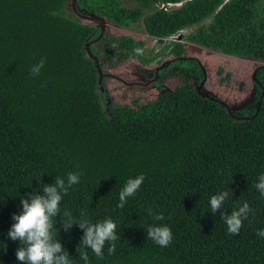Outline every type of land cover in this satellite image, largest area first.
I'll return each mask as SVG.
<instances>
[{
	"label": "trees",
	"instance_id": "trees-1",
	"mask_svg": "<svg viewBox=\"0 0 264 264\" xmlns=\"http://www.w3.org/2000/svg\"><path fill=\"white\" fill-rule=\"evenodd\" d=\"M70 1L0 0V244L7 245L0 264H21L19 241L7 235L20 198L42 195V185L70 172L82 173L80 183L63 197L54 227L74 264H84L76 251L84 230L61 228L66 209L117 224L115 253L107 244L102 259L88 250L89 264H264V237L256 235L264 229V197L254 187L264 173V0H75L74 8ZM135 22L157 39L196 24L186 41L260 61L251 93L232 105L198 89L208 73L179 39L163 49L181 71L168 72L161 60L148 73L156 81L173 73L179 84L158 87L146 101L106 105L85 43L99 68L132 58L148 64L158 53L137 55L143 40L117 31ZM140 174V189L117 208L125 182ZM227 189L232 194L213 213L210 197ZM245 201L254 214L230 234L221 212ZM149 209L164 219L155 221ZM154 224L171 229L167 246L147 238Z\"/></svg>",
	"mask_w": 264,
	"mask_h": 264
},
{
	"label": "clouds",
	"instance_id": "clouds-1",
	"mask_svg": "<svg viewBox=\"0 0 264 264\" xmlns=\"http://www.w3.org/2000/svg\"><path fill=\"white\" fill-rule=\"evenodd\" d=\"M134 51L137 55H143L141 49L137 48ZM43 64L44 60H41L39 64L33 66L32 74H39ZM81 175L82 173L70 172L67 174L66 180L56 178L54 183L42 185V195L32 191L27 194L28 198H20L22 210L18 214H13L12 219L15 222L11 225L7 235L12 241H19L20 246L15 255L21 264H74L73 259L59 241V230L54 225L57 222L56 217L61 213L60 203L63 197L68 194L69 188L80 183ZM144 180L145 176L140 174L125 182L119 192L117 208H124L128 198L135 196ZM254 187L264 197V173L259 175L258 183ZM230 193L232 194L227 189L212 195L209 200L210 210L215 213L218 209L223 208ZM250 213H253V209L245 201L242 205H238L230 215L221 212V218L226 223L230 234H238L243 226V221L248 219ZM148 214L153 216L155 221L164 219L162 213L153 215L152 209L148 210ZM73 225L84 230L83 237L76 249L84 264H89L88 250H91L95 257L102 259L107 244L108 255L115 253L116 241L120 237L116 233L117 224L111 217L93 223L84 212H81L79 217H74L70 210H64L63 219L60 221L61 228L67 232ZM256 235L264 237V229L258 230ZM147 238L157 245L165 247L172 240V232L167 225L154 224L147 228ZM6 247V244H0V248L6 249Z\"/></svg>",
	"mask_w": 264,
	"mask_h": 264
},
{
	"label": "rangeland",
	"instance_id": "rangeland-1",
	"mask_svg": "<svg viewBox=\"0 0 264 264\" xmlns=\"http://www.w3.org/2000/svg\"><path fill=\"white\" fill-rule=\"evenodd\" d=\"M206 21H209V19L207 18ZM196 26V24L187 26L163 39H157L148 35L141 23L138 25L135 22L130 28H117V31L132 34L136 38L143 40L142 52L145 58L152 57L157 53L159 57L148 64L142 63L137 58L127 59L120 66L113 68H108L106 65L105 67L101 63L100 70L103 76L101 75L100 77L105 93L103 102L106 105L110 103L131 105L133 99H138L142 102V100L146 101L154 98L156 94L163 91L162 88H158L160 86L164 85V88L167 89L173 88L175 84H179L177 82L178 78L173 73L165 76L163 79V75H160V80L157 81L155 78L152 79L148 74L153 69L159 68V61L161 60L166 61L165 64L161 65H166L165 69L168 72L182 69L171 58L172 54H169V49H163L166 42H174L179 39L185 43L184 54L196 57L208 73L204 81L197 82L198 87L202 88L204 86L203 89L206 88L207 91H212L222 98V100L229 101L232 105L234 102L246 100L245 98L251 93L253 88V73L256 72V68L258 65H261V62L225 55L186 41L184 35ZM183 66L187 67L188 64L185 62ZM135 68H138L139 71H136L137 69ZM218 69L221 70L220 73H218ZM227 73H230L228 78L226 77ZM151 79L153 81H150ZM192 82L196 84L195 81Z\"/></svg>",
	"mask_w": 264,
	"mask_h": 264
},
{
	"label": "water",
	"instance_id": "water-1",
	"mask_svg": "<svg viewBox=\"0 0 264 264\" xmlns=\"http://www.w3.org/2000/svg\"><path fill=\"white\" fill-rule=\"evenodd\" d=\"M74 2H75V0H71V1H70V4H71V6H72L73 8H74ZM101 21H102V20H101ZM103 27H104V23L101 22V25H100V33H101ZM100 33H99V34H100ZM85 51H86L88 57L91 58V59L93 60L94 65H95V67H96V69H97V72H98L99 76H101L102 74H101V71H100V68H99V65H98L97 58H96V57L91 53V51L89 50V48H88V43H87V42L85 43ZM162 66H163V65H162ZM204 72H206V70H204ZM255 74H256V72L253 73V79H255ZM204 78H207V75H204Z\"/></svg>",
	"mask_w": 264,
	"mask_h": 264
},
{
	"label": "built area",
	"instance_id": "built-area-1",
	"mask_svg": "<svg viewBox=\"0 0 264 264\" xmlns=\"http://www.w3.org/2000/svg\"><path fill=\"white\" fill-rule=\"evenodd\" d=\"M173 5H177V3H175V2H159L158 3V6L161 8H164V9H166L170 6H173Z\"/></svg>",
	"mask_w": 264,
	"mask_h": 264
},
{
	"label": "flooded vegetation",
	"instance_id": "flooded-vegetation-1",
	"mask_svg": "<svg viewBox=\"0 0 264 264\" xmlns=\"http://www.w3.org/2000/svg\"><path fill=\"white\" fill-rule=\"evenodd\" d=\"M202 66H203V65H202ZM203 70H206V69H203ZM206 73H207V71H206ZM204 79H206V78H203L202 81H204ZM202 81H201V82H202ZM198 89H200V87H198ZM201 92H203V91L201 90Z\"/></svg>",
	"mask_w": 264,
	"mask_h": 264
}]
</instances>
